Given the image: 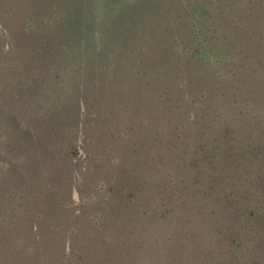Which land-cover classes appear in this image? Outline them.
<instances>
[{
	"label": "rangeland",
	"instance_id": "rangeland-1",
	"mask_svg": "<svg viewBox=\"0 0 264 264\" xmlns=\"http://www.w3.org/2000/svg\"><path fill=\"white\" fill-rule=\"evenodd\" d=\"M22 1L5 0L2 4L7 7L16 2L20 25ZM53 1L36 0L34 4L41 8L37 16L62 12L48 32L55 36L54 42L40 46L38 54L31 56L37 60L25 61L23 54L24 60L17 62L19 72L15 69L0 79L5 82V97H10L6 100L0 95V148L5 149L6 140V149L25 145L29 152L60 153L61 158L58 173L53 175L60 185L57 196L49 193L38 203L29 200L34 209L30 211L32 226L39 230L38 248L33 246L37 258L32 264H59L62 250L69 249L68 241L70 247L80 245L87 252L84 264H225L230 249L239 252L233 264H264V231L261 237L256 229H249L250 224H238L241 211L253 208L258 213L264 208V180L261 177L262 183L247 187L245 177L255 175L256 168L249 170V163L241 160L245 155L237 159L243 149L232 152L226 146L235 143L245 148L251 132L262 129L264 41L259 39L255 49L262 67L260 61L250 60L232 86L228 78L205 76L204 63L186 62L183 52L175 51L169 22L174 19L171 9L176 0H133L143 14L124 12L127 0ZM42 2L46 6H41ZM55 2L60 3L58 9ZM257 9L255 21L260 28L256 31L264 38L263 0L258 1ZM2 10L0 33L14 27L12 15ZM11 38L6 42L0 35V64L7 60ZM14 43L13 50L25 49L19 41ZM112 54L117 59H107ZM99 55L101 61L96 63ZM103 63L117 70L103 76L97 87L91 80L97 72L95 65ZM89 79L90 88L80 90ZM70 96H84V102L78 99L68 104L64 99ZM243 98L252 103L248 113ZM9 112L15 118L8 116ZM255 114L256 120L252 118ZM23 117L26 123L38 124L25 136L14 125ZM111 124L115 134L109 132ZM72 126L83 128L92 141L82 130L75 133ZM223 136L228 139L226 144ZM150 146L155 148L154 157L147 151ZM96 149L99 158L93 166L96 160L86 154ZM211 151L218 153L211 156ZM158 155L162 164L157 162ZM9 158L7 152H0V170ZM213 158L215 164H209ZM145 160L151 169L142 163ZM193 161L197 167L183 165ZM223 161L236 163L232 167L239 164L235 176L220 178L224 173L218 172L216 164ZM122 169L127 171L124 177ZM120 177L136 191L142 188L137 191L136 203L125 209L116 205L103 210L99 205L104 193L117 196L120 188L123 191L125 182L122 184ZM239 177L241 182H237ZM234 188L249 190L248 195L234 196ZM11 192L12 196L4 198L6 192L0 188V220L5 225L3 218L17 202L16 192ZM225 194L231 199L229 212L225 199L219 200ZM260 222L262 219H257ZM74 226L75 233L71 231ZM219 229L225 234L218 233ZM25 232L18 238L23 239ZM235 235H241L237 247L230 243ZM257 237L261 238L256 241ZM11 238L9 242L15 240ZM4 255L9 256L8 252ZM17 264L31 263L21 257Z\"/></svg>",
	"mask_w": 264,
	"mask_h": 264
},
{
	"label": "trees",
	"instance_id": "trees-1",
	"mask_svg": "<svg viewBox=\"0 0 264 264\" xmlns=\"http://www.w3.org/2000/svg\"><path fill=\"white\" fill-rule=\"evenodd\" d=\"M35 1L36 0H24L20 2L22 5V8L18 9V12H22V25H20V18L17 19L16 11L14 9L16 2L12 6L7 5V7H4L2 4L5 3V0H0V9L3 7L5 10V12L3 10L2 12L8 16L12 15L14 20V27H7L6 29L3 28L2 32L0 33L2 37H6V42L9 41L8 39L12 35L11 41H13L11 43V48L7 47V51L5 53L7 60H4L3 64H0V79L1 77L3 78L4 75H7L8 72L14 73L15 69L19 72L20 66L17 62L24 60V57L22 56L23 54L26 57L25 61H30L33 59L37 60V58H32L31 56L38 54L40 46H43L45 43L49 42L53 43L55 40V36L53 34H48V32L52 26V23L61 19L62 12H60V10H56L53 13L42 12V14H40L41 16H37L38 10L41 11V8H36L34 4ZM49 1L54 2L53 0ZM132 1L133 0H127L125 4L123 3L124 12L128 11L130 13L134 12L137 14H143L141 8L136 3L132 4ZM258 1L261 0H176L174 7L171 9V16L174 15V19L169 22L172 25L169 33L171 34L170 38L175 51L178 52L179 55L182 54L181 52H183L182 57L185 58H182V60L186 59V62H191L194 64H197L198 62L204 63L206 68L202 73L205 76L213 77L215 79L228 78L231 85L234 86L235 77L241 70L246 68L250 60L253 59L256 62L260 61L258 66L262 67V60H259V58H257L255 55V49L259 43V39L264 41L263 35L260 33L257 34L256 31V29L260 28V24L257 22V20L255 21L258 11ZM41 6H46V3L42 2ZM56 6L58 9V7H60V3H56ZM1 25H3V23L1 22L0 17V26ZM140 25L143 26L142 24ZM27 32L28 34L24 35ZM13 39H15L17 42L19 41L25 49H21L20 51L13 50L15 49V47L12 45L15 42ZM125 47L126 42L124 43L123 50L121 52L122 56L125 54ZM117 57L118 56L116 54H112L107 59H117ZM99 58H102V56L99 55V57L96 59V63L101 61ZM29 63L31 66L32 62ZM204 64L202 65L204 66ZM97 65H95L97 72L95 71V74H93L91 82L93 84L96 83V86L98 87L103 76L111 74L117 69H113L114 65L110 66V64H108L109 68H107L108 66L104 63ZM4 84L5 82H1L0 80V95L4 94V99L9 100L10 97H5L7 93L4 92ZM11 84L12 82L6 86ZM34 88L37 87L34 86ZM89 88L90 79L85 87L80 88V90L86 92ZM1 97L0 103H2ZM83 97L81 99H75L70 96L64 100H67L68 104L70 101L73 102L77 101L78 99L84 102ZM5 102L8 104V101ZM242 104L248 108L245 111L248 113L249 109L252 108L250 105L252 103H250L249 99L243 98ZM5 113H7V109L3 110V114ZM7 115L12 116L10 112ZM257 117L258 114L252 116L254 120H256ZM11 118L15 117L12 116ZM25 120L26 118L23 117L14 124L15 128L18 129V132L22 133L24 136L28 133L30 128H35L38 126L37 123H33V125H31L32 122L28 121V123H26L24 122ZM71 129L75 131V133H80V130H82L85 137L87 139L89 138V134H85V130L83 128L72 126ZM131 129L132 127H129V130ZM114 130L115 128L111 124L109 132L111 131L112 134H115ZM128 132L126 130L125 134ZM251 138V140L244 144L245 148H241V146H238L235 143L226 144L228 139L225 138V136H223L222 139L224 144H226L227 149L230 151L232 150V152L243 149V151H240L237 159H240L242 155H245V157L241 158V160H245L246 163H249V170L253 167L256 168L257 171L255 175L252 173V176L245 177L247 180L246 183H248L247 187L252 186L258 181L262 183V181L259 180L261 177L264 180V119L262 120L261 131L254 129L251 132ZM90 141H92V139H90ZM8 143L9 142H6L5 140V149L0 148L1 153L7 152L10 157L9 160H4L5 164H3V167H1L0 170V188L6 192V195L2 194V197L4 198L12 196L11 191L16 192L17 196L14 199H16L17 202L14 205L12 204L10 210L8 211L7 218H3V220H5L8 225H5L0 220V231L1 237L3 238V241L0 242V264H7L9 262L17 264L21 257L25 258L27 262L32 264L33 260L37 258L36 250L33 246L38 248V244L36 242L39 240V230H37V226H32L33 221L30 218V211H34V209L29 204V200L31 203H38L45 200L49 193L53 196H57L59 192L58 187L60 185L53 180V175L54 173H58L57 167H59L58 164L61 158L60 153L58 154L59 156H56L51 152L50 156H46L44 152L34 153L32 149H30L29 152L25 145L17 146L14 144L13 146L11 145L10 149H6ZM75 143L76 142L74 141L71 145H74ZM169 147L170 146H168V148ZM63 148L65 147L62 146V149ZM149 148L150 149H147L148 153L151 154V157H154V154L152 153L154 152L155 148L153 146H150ZM72 150L74 149L72 148ZM97 150L98 149L91 150L88 152V154H86L88 159L93 157L96 160L93 166L97 165L99 158L96 153ZM73 153H76V151L74 150ZM216 153L218 152L213 151L210 153V155L214 156ZM103 156L105 157L106 154H103ZM135 156L137 155L135 154L134 157ZM206 156L209 157V155ZM157 160L158 163L162 164V159L159 155L157 156ZM142 163L146 165L147 169H151V166L147 164L146 160ZM208 163L215 164V158L210 160ZM235 164L236 163L229 161L220 162L219 165L217 163L216 169L218 172L220 170L224 173L223 175H220V178L235 176L237 173V167L239 166V164L236 167L231 166ZM183 165H192L194 167L198 166V164L194 161L192 163L184 162ZM223 167L228 168L224 169ZM233 169L236 170L233 172ZM131 171L132 170H130V174ZM126 172L127 171L125 169L121 170L122 175ZM119 180L122 181V184L125 182L122 188L123 191L120 188L119 191L121 192H119L117 196H115V193L112 195L107 193V196H105L104 193L101 199V205H99L103 210L116 205V207L125 209L131 205L133 206V204L136 203L135 196L138 194L137 191L141 190L142 188L136 191L130 185H126L127 182L125 178L123 179L120 177ZM237 182H241L240 177L237 178ZM242 184L246 185L245 183ZM101 186L102 188L104 187L103 185ZM111 186L115 187V184H111ZM8 189H11V191H7ZM233 190L235 192L234 196L239 195L240 198L244 193H246L245 195H248L247 192L249 191H237V188H234ZM147 197L148 194H146L143 198L146 199ZM222 198L225 199L224 203L226 212L231 211L232 209L228 208V205L231 203L230 195L225 194L220 197L219 200ZM232 199L237 200L233 197ZM237 201L239 202L240 200ZM244 211L246 210L240 212L242 220H239L238 224L240 223V225L245 226L250 224L249 229H256L259 235L262 237L264 231V208L258 213L255 212L253 208L251 210L249 208L247 212ZM257 219H262V223L260 222L258 224ZM96 225L99 227V221L96 222ZM24 229H26L25 234L23 233L24 238L19 239L18 237L22 235L21 232ZM71 231L75 233V226L73 230L71 229ZM220 232L225 234L222 229L218 230V233ZM11 236H14L15 240L13 239L12 242H9L12 239ZM73 238H75V235L74 237L72 236V239ZM219 238L221 243V237L219 236ZM260 238L257 237L255 240L258 241ZM230 239V243L236 244V247L239 243H241V235H235V237H230ZM24 241H27V243L25 244ZM34 242L35 244L32 245ZM71 246L75 247V245ZM68 247V250H62L61 258L58 260L59 264L65 263L66 261L72 264H84L85 260L89 256L87 252H83L82 246L77 245L76 247L78 248L75 249L69 246L68 241ZM80 249L81 255L79 253ZM5 252H8V257L4 255ZM228 253L229 262L227 260L225 264L236 263L239 257V252H237L236 249H230ZM254 264H256L255 261Z\"/></svg>",
	"mask_w": 264,
	"mask_h": 264
}]
</instances>
